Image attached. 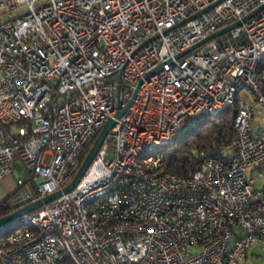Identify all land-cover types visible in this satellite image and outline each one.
<instances>
[{"label": "built area", "instance_id": "obj_1", "mask_svg": "<svg viewBox=\"0 0 264 264\" xmlns=\"http://www.w3.org/2000/svg\"><path fill=\"white\" fill-rule=\"evenodd\" d=\"M262 3L0 0V193L12 210L69 184L114 119L77 184L2 234L0 264H238L264 240V123L241 90L264 111V7L176 56ZM228 106L222 156L185 177L162 166L185 123ZM17 163L25 179L12 180Z\"/></svg>", "mask_w": 264, "mask_h": 264}, {"label": "trees", "instance_id": "obj_2", "mask_svg": "<svg viewBox=\"0 0 264 264\" xmlns=\"http://www.w3.org/2000/svg\"><path fill=\"white\" fill-rule=\"evenodd\" d=\"M261 60L260 66L263 68L264 55ZM233 109L228 106L185 123L172 141L161 148L162 166L177 176L185 177L199 167L203 155L222 156V148L234 139L235 131L231 125ZM10 206L8 198L3 196L0 200V218L12 212ZM15 226V222L2 225L0 237L12 231Z\"/></svg>", "mask_w": 264, "mask_h": 264}, {"label": "water", "instance_id": "obj_3", "mask_svg": "<svg viewBox=\"0 0 264 264\" xmlns=\"http://www.w3.org/2000/svg\"><path fill=\"white\" fill-rule=\"evenodd\" d=\"M214 3L210 4L213 5ZM209 6V7H210ZM207 7V8H209ZM264 7V3H262L260 6L256 7L254 10H251L248 12L247 15H245L242 19L240 20H236V22H234L231 25H227L225 27H223V29H220L218 31H214L211 34L207 35L204 39H200L197 43H195L192 46L187 47L185 50H183V52L177 54L176 56L180 57L182 55H185L187 51L193 49L194 47L199 46V44H201L202 42L204 43L205 41L211 39L212 36H217L221 33H224V31L229 30L233 27L236 26V24H239L240 22H243L247 19H249V17L256 15L258 12L261 11V9ZM207 8H204L202 10H198L197 13L195 15H197L200 11L204 12ZM194 15V16H195ZM186 20V19H185ZM185 20L183 22H185ZM160 70V66L156 67L155 69H152L149 71V73H147L145 76H149V74L151 73H155L156 71ZM129 104V102L127 103ZM123 111H118L116 113H114V117L120 118V116L122 115ZM114 124V119H109L107 122H105L101 127H100V131L98 132L97 136L95 137V139L92 140V142L90 143V147L88 152L83 156V160L81 162V164L78 166V168L76 169V174L74 175L73 179H71V181L69 182V184H67L66 186H64V188L61 191H53L50 194L45 195V197H41L38 200H35L33 202H28L26 205L21 206L19 208H14V210H12V212L8 215H3L0 218V227H2V225L4 224H8L9 222H15V220L17 218H19L20 216L27 214V212H32L34 211V209H36L37 207H39V205H41L42 203H48L50 202L53 198L58 197V195L60 193H64L65 191H70L76 184L79 178L82 177V175L84 174V172L86 171L87 166L90 164L91 160L95 157V153L99 150V148L101 147V142L103 139H105V137L107 136L108 133V129L113 126Z\"/></svg>", "mask_w": 264, "mask_h": 264}, {"label": "rangeland", "instance_id": "obj_4", "mask_svg": "<svg viewBox=\"0 0 264 264\" xmlns=\"http://www.w3.org/2000/svg\"><path fill=\"white\" fill-rule=\"evenodd\" d=\"M242 90V92H243V94H246V95H248V101L249 102H251V103H253L254 104V107H255V111H256V115H255V117H254V120H253V124H255V122H257V123H260V124H263L264 123V111H262L261 110V106L260 105H258V104H256V102L254 101V99H251L250 97H249V91H248V89H241ZM111 150L109 151V152H107V156H108V158H110L112 155H111ZM47 161V158L45 157V162ZM13 173L11 174V177H12V180L13 179H15L16 177L18 178H22V179H25V177H26V172H23L22 171V169H21V166L17 163L16 164V170L15 171H12ZM5 193H7V192H1L0 193V200H1V198L4 196L5 197Z\"/></svg>", "mask_w": 264, "mask_h": 264}, {"label": "crops", "instance_id": "obj_5", "mask_svg": "<svg viewBox=\"0 0 264 264\" xmlns=\"http://www.w3.org/2000/svg\"><path fill=\"white\" fill-rule=\"evenodd\" d=\"M254 110L256 109L254 108ZM238 264H264V240H260L256 244L246 248L245 257Z\"/></svg>", "mask_w": 264, "mask_h": 264}]
</instances>
